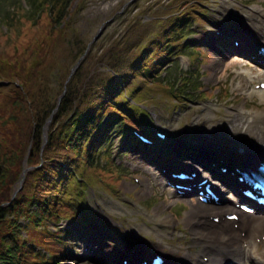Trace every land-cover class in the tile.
Here are the masks:
<instances>
[{
    "label": "trees",
    "instance_id": "obj_1",
    "mask_svg": "<svg viewBox=\"0 0 264 264\" xmlns=\"http://www.w3.org/2000/svg\"><path fill=\"white\" fill-rule=\"evenodd\" d=\"M3 1V20L15 30L22 26L16 15L23 17L28 30L13 34L14 50L0 55V264H56L65 250L54 241L67 233L50 231L49 223L82 221L85 191L116 180L107 144L113 126L146 133L142 104H154L158 96L173 103L186 99L188 74L172 78L168 66L167 77L160 75L173 56L194 49L183 39L189 21L201 23L202 0L142 8L119 38L91 46L66 85L88 44L76 27L86 0H26L23 14L16 7L4 13ZM130 140L138 143L132 135ZM24 166L29 169L12 197ZM51 237L57 239L52 243ZM43 245L48 258L33 251Z\"/></svg>",
    "mask_w": 264,
    "mask_h": 264
},
{
    "label": "rangeland",
    "instance_id": "obj_2",
    "mask_svg": "<svg viewBox=\"0 0 264 264\" xmlns=\"http://www.w3.org/2000/svg\"><path fill=\"white\" fill-rule=\"evenodd\" d=\"M14 1L16 0H5L1 10L10 7L9 12H12ZM157 1L166 5L169 0H140L138 3L136 0H86L76 12V27L81 36L89 42L104 25L100 37L93 44L95 49L98 44L104 47L125 32L131 16L144 7H157ZM16 4L18 12L22 7L29 8L25 0H18ZM206 6L208 10L205 25L198 26L190 22L192 33L188 41H185L190 46L200 47V54L204 59L196 63L191 61L188 57L191 50H185L171 59L176 64L179 63L183 71L194 72L191 80L195 82L191 84L187 94L189 100L171 108L169 104L162 102L148 107L150 113L147 119L150 127L164 131L168 135L166 142L153 148H132L127 144L129 135L120 132L118 124L112 128L109 144L111 143L112 163L120 171L116 178L119 188L112 192L99 187L87 191L86 217L82 226L70 224L65 219H58L56 223L49 224L51 231L60 229L67 232V248L64 255L59 256L60 264H102L96 260V255L100 254L97 253L98 248L101 249L102 246L107 248L105 254L111 252L108 260L116 259L118 250L113 247L115 244L124 257L125 251L132 249L128 246L133 247L134 243L139 247L142 245L143 249L148 247L149 250L144 254L149 255L145 256L161 253L174 264H191L184 260L188 252L199 256L201 245L197 244L193 233L181 219L190 208L187 201L190 197H176L161 179H153L149 170L152 168V171L156 172L163 167L165 170L177 168L175 166L183 168L189 163L187 157L192 155L210 153L211 156L213 153L211 157L215 158L214 153H218L216 150L220 145L225 152L223 157L235 160V155L230 152L235 147H224L222 138L231 127V117L243 109L250 113L254 108H264V94H249L251 84L258 79L241 82L245 78L240 76V72L253 73L256 70L255 63L249 61L250 57L244 55L245 53L229 51L228 47H233L231 39L228 42L222 41L213 34L217 30L227 28L234 33L235 40L240 41L235 34H240L242 29L243 33L249 36L251 31L247 26L252 17L246 16L245 12L250 11L248 8L264 12V0H208ZM2 22L0 21V55L14 50L13 44H9L10 38L4 35L9 33L7 22ZM20 25L22 26L15 30V34H21L22 30L27 33V21ZM237 62L240 66H236ZM247 62L249 65L243 66ZM165 75L166 73L162 74ZM197 85L201 86L199 91L195 90L194 86ZM233 135L235 139L240 138L246 144L254 140L256 131L251 130L248 134L239 126ZM191 136L197 138H189ZM180 151L183 154H179ZM211 162L213 159L207 160V163ZM190 203H195V198H191ZM79 228L84 232L81 235L76 233ZM33 233H30L31 238L36 235ZM54 244L57 243L54 241ZM44 247L49 249L48 245ZM33 250L45 255L41 249ZM259 250H264V247H259ZM114 254L117 256H113ZM141 257L143 255H140L134 264Z\"/></svg>",
    "mask_w": 264,
    "mask_h": 264
},
{
    "label": "bare ground",
    "instance_id": "obj_3",
    "mask_svg": "<svg viewBox=\"0 0 264 264\" xmlns=\"http://www.w3.org/2000/svg\"><path fill=\"white\" fill-rule=\"evenodd\" d=\"M245 15L252 17V21L248 24L247 28H249V31L256 34L250 32L248 39L252 44V55H254L257 60L262 57V55L257 53V50L260 47H264V12L252 9L249 12H245ZM228 37L229 36H224V39ZM245 65L246 64H243V66ZM236 66H240L239 62L236 63ZM251 77L259 79V82L264 81V69L259 70L255 75H251L250 72H247L245 80L241 82H250L252 79ZM250 94L262 95L264 94V90L259 88L255 89L253 85ZM245 110L246 109L240 110L232 116L231 127L228 129L227 135L223 134L222 136L224 141L223 146L235 147L231 149L230 152L239 159L237 163L240 165H243V163L247 164L248 168L245 167V169L254 172L258 166L264 162V108H254L250 113H247ZM239 126L244 132H248V134L251 130H255L256 137L253 138L254 140L244 144L240 138L235 139L233 134L234 131H237ZM192 137L197 138V136H191L189 138ZM221 146L222 145L216 150L218 153H214L216 155L215 158L211 157L213 153L211 156L210 153H205V155H192L187 157L189 163H187L186 166L188 165V168L195 172V175L190 179L180 180L179 182L190 184L192 186V191L197 192L200 189H204V185L198 187L196 183L198 181V175H202V178H209V181L220 178L222 173L214 170L213 166L207 163V160L211 161V159H213L216 168L220 166L221 159L227 161L228 158L226 159L223 157L225 152H223V147L221 148ZM236 148L241 150L237 151ZM179 154H183V152L180 151ZM237 163L235 162V164ZM195 164H198V166ZM156 171L157 172H153L149 170L153 179L160 180L162 176L163 183L166 179L168 180L169 173H165L161 169H157ZM227 173H229L226 178V182L228 183V195L220 199L221 203L214 202L213 200H209L207 204L199 201L190 203L191 200H187L190 204V208L184 213L181 219L193 233L197 244L201 245V248L198 250L200 255L203 254V256H208V259L204 262L201 260L200 255L196 257L191 252H188L184 260L194 264H222L223 262L231 261L236 258L234 262L238 264H264V250H259V246L262 245L264 247V242L261 240L259 246L256 242L257 237L264 235V226H261L264 225V207H259V211H254L252 214H245L239 211L238 227L234 228L232 225L233 222L227 220L225 216L226 214L236 213L238 211L236 210L235 204L238 202V199L242 197L239 189L245 187V184L237 179L239 173L235 170L233 165H228ZM194 183L195 185H193ZM213 190L217 192L219 198L223 195L221 190L217 188ZM171 192L175 195L178 193L176 189H173ZM216 218L218 219L217 222H215ZM160 220H162V218ZM243 244H246L245 247ZM101 249L104 250L101 251ZM101 249L98 248L97 253L100 254L96 255V260H99L102 264H115L114 258L108 260L109 253L111 252L109 251L108 254H105L104 251L107 248H104V246H102ZM133 249L142 254L149 250L148 247L143 249L142 245L139 247L137 243H134ZM113 256L117 255L114 254ZM134 260V258L131 259V264H133ZM166 264L174 263L168 259Z\"/></svg>",
    "mask_w": 264,
    "mask_h": 264
},
{
    "label": "water",
    "instance_id": "obj_4",
    "mask_svg": "<svg viewBox=\"0 0 264 264\" xmlns=\"http://www.w3.org/2000/svg\"><path fill=\"white\" fill-rule=\"evenodd\" d=\"M103 28H104V25L102 27H100V29L98 30L97 34L94 36V38L92 39V41L88 44L87 50L89 49V46L100 37ZM87 50L85 51V53L87 52ZM79 61H80V59L78 60V62L76 63V65L72 68L71 73H73V71L76 69Z\"/></svg>",
    "mask_w": 264,
    "mask_h": 264
}]
</instances>
